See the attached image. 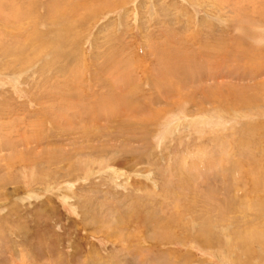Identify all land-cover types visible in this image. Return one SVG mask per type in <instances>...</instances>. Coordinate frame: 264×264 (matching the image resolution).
Segmentation results:
<instances>
[{
  "label": "rangeland",
  "instance_id": "rangeland-1",
  "mask_svg": "<svg viewBox=\"0 0 264 264\" xmlns=\"http://www.w3.org/2000/svg\"><path fill=\"white\" fill-rule=\"evenodd\" d=\"M0 264H264V0H0Z\"/></svg>",
  "mask_w": 264,
  "mask_h": 264
},
{
  "label": "bare ground",
  "instance_id": "bare-ground-1",
  "mask_svg": "<svg viewBox=\"0 0 264 264\" xmlns=\"http://www.w3.org/2000/svg\"><path fill=\"white\" fill-rule=\"evenodd\" d=\"M214 77V76H213ZM120 97V96H119ZM114 100V99H113ZM115 102H117V99H115ZM152 102V101H151ZM119 103H121V105H123V108L121 110H113L114 112H112V117L110 118H113V119H116L118 118V120H120L119 117L121 116H129L128 114H131V112H138V108H136L137 106H133L131 105L130 103H127V102H123V100H119ZM125 105H128V106H125ZM140 111V110H139ZM130 117V116H129ZM176 132V131H175ZM173 133V132H172ZM171 133V134H172ZM86 135V134H85ZM184 161V160H183ZM205 172V171H204ZM205 174V173H204ZM118 220V219H117Z\"/></svg>",
  "mask_w": 264,
  "mask_h": 264
}]
</instances>
